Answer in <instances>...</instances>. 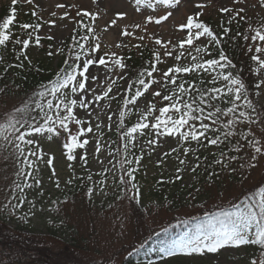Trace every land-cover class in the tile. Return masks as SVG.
<instances>
[{"label": "snow or ice", "instance_id": "snow-or-ice-1", "mask_svg": "<svg viewBox=\"0 0 264 264\" xmlns=\"http://www.w3.org/2000/svg\"><path fill=\"white\" fill-rule=\"evenodd\" d=\"M21 2L31 4L33 0H11V14L0 23V53L7 50L9 44L12 45L14 52L17 50L16 46H20L19 52L15 56L18 63L9 64L8 68L4 70L5 72L13 67L23 68L24 61L31 64L26 50L30 46L33 33L38 32L42 24L56 25V20H43L34 10L32 16L41 22L19 24L21 34L27 32L26 38L21 39V36L16 35L12 30L17 16L16 5ZM146 2L148 0H135L137 5L135 11L141 13L139 6ZM179 2L180 0H163V3L169 5ZM233 2L243 4L244 0H233ZM156 3H161V0H156ZM210 3L211 0L208 4L196 0L194 6L200 11L188 15L186 21L178 25V30L184 31L185 36L171 48L168 47L171 41L162 43L160 38L154 39L155 45L163 47V55L158 50L154 51L153 59L148 62L150 67L139 72L136 78L128 83L123 93L119 88L113 90V85H116L117 81L112 80L107 90L102 94H97V89L90 86L100 82V76L98 73L90 72V66L103 65L107 69V73L117 75L120 80H124L126 77L122 73L127 67L125 58L117 52H105L102 56L97 55L101 50V44L94 27L97 21L96 14L87 10H77V17H88L92 21L91 24H85L82 19L77 20L75 17H71L65 4L57 3L55 5L57 9H65L59 19L67 18L73 21L74 32L77 31L76 26L81 30H86V34L80 37V40L88 41L91 36L96 40V43L86 47L84 43L73 37L75 46L81 51L74 53L71 63L67 59L64 61L68 67L59 70L58 79L51 84V88L38 93L39 100L23 101L20 106L14 105L6 114H0V120H2L0 122V150L6 151L10 146L16 164L15 179L11 184V199L4 207L10 206L12 209H19L27 202L32 208H35L34 201L27 199L26 190L41 187V180L37 175L39 173L38 162H44L46 154L40 147L39 138L44 137L45 134H47L48 141H52L54 137L59 139L62 133L64 134L66 140L62 143V147L66 150L67 160L79 159L87 172L86 177L77 176L72 164H69L72 176L65 183L72 185L74 180H80L83 183L86 179L89 182L87 188L89 198L92 197L97 186H99L100 192L105 191L103 187L106 183L105 174L113 172L118 165V175L114 176L115 186L119 187L120 191L130 199L140 203L142 193L137 173L142 167L141 161L144 158L145 149L151 156L168 137L175 140L176 146L160 154L157 167L164 163L165 157L177 153L179 164L182 166L191 165L190 170L195 173L201 167L199 151L210 146L220 149L219 157L213 161L216 165L228 168L231 162L241 159L237 154L244 149H250L252 154L246 160L247 165L249 168L257 167L259 158L264 156V142H262L264 141V103L259 104L258 108V102H254L251 98L244 80L238 73L234 74L233 70L236 69V64L226 55L222 47L219 49L218 58L206 59V56L211 55L209 49L202 44L195 43L202 37H207L208 44L220 46L231 32V28L222 22L220 25L222 33L218 36L209 26L199 20V16L203 15L202 10L210 6ZM260 5L264 6V0H260ZM148 6L154 7L152 3H148ZM219 11L229 15L228 25L234 21L245 20V16L242 15L246 11L245 7L235 9L220 7ZM50 15L57 17L58 14L56 11H51ZM171 15V11L159 17L147 15L143 24L134 23L130 27L147 32L148 24L161 25L168 21ZM126 16V12L116 13V18L111 19L103 31L107 32L112 26H118V20L124 19ZM29 29L32 31L28 32ZM248 31L251 35L237 32L235 36L229 38L234 40L242 36L244 41H251L247 44V51L252 53L250 59L256 66L251 71L257 77L252 87L255 89L254 95L261 97L264 95V23L255 28L249 25ZM14 35L15 39H13ZM120 35L133 37L135 33L129 31V26H125ZM152 38L149 37V39ZM47 39L55 38L49 35ZM136 39L143 42L145 36H136ZM40 40L41 37L36 35L35 44L37 46H39ZM186 46L188 47L186 48ZM115 47L126 48L128 45L121 40ZM133 47L140 49L142 44H135ZM48 55L52 56L54 53L50 51ZM106 56L111 61L110 66L109 60L105 59ZM164 57H171L176 63L167 67L166 70L158 68V64L165 63ZM182 58L184 63H181ZM81 60L82 65L78 63ZM2 62L3 56L0 55V63ZM107 73H105L106 76ZM154 73H159V78L154 76ZM3 91L0 89V92ZM110 93L111 95H109ZM146 93H150L152 100L146 101L144 107H140L138 101ZM118 96L121 97L122 108L118 110V120L115 121L114 126L119 133L122 149L117 148L115 152L108 151V164H112L113 160H116V164L111 168L103 166L104 161L99 159V153L102 150L101 141L96 139V159L102 165V170L96 175L104 178L94 182L93 173L87 167L89 160L86 146L89 145L91 139L96 138L98 133L100 135L103 133L100 124H96L94 130L85 117L93 116L96 103L103 99L115 101ZM156 98H159L161 104L159 107L154 102ZM133 108L136 109L139 119L134 125L128 127L125 117ZM79 109L84 110L85 117L78 118L77 110ZM107 120L112 121L113 116L108 115ZM73 124L77 128L75 132L70 127ZM243 126H247L248 130L243 131ZM108 127L111 131L112 125ZM256 127L261 129V139L256 138L254 131ZM89 133L93 134L92 137L88 136ZM81 137L84 138L81 139ZM139 138L144 139L141 141ZM193 142L196 145L195 148L192 147ZM221 146L228 150H223ZM136 148H139L140 154L132 151ZM76 149H83L84 152L76 154ZM181 150L185 158L191 153L196 161L195 164L185 158H180ZM233 152L237 154H230ZM213 155L215 156V153ZM47 156L46 164L52 167L54 156L51 154H47ZM118 157L122 158L118 159ZM203 159L207 161L208 158L205 156ZM239 167L243 168L244 163H240ZM231 170L236 171V169ZM183 171H185L184 167L176 169L175 180L182 179L180 173ZM52 177L56 178L55 186L59 189L61 183L54 167H52ZM161 183L164 181H157V184ZM39 195L42 196L43 192L41 191ZM256 195L259 196L258 201L253 199L252 203H246L243 207L234 206L237 209L235 214L224 213L223 215L228 218V221L220 228L213 225L206 230L202 229L195 237L175 242L171 248L166 249L167 254L169 256L177 254L203 255L205 252L216 253L227 245L250 244L259 245L262 249L258 259H253L251 264H264V187H260ZM26 216L27 214L20 218L26 219ZM253 226H255L254 230Z\"/></svg>", "mask_w": 264, "mask_h": 264}, {"label": "rangeland", "instance_id": "rangeland-1", "mask_svg": "<svg viewBox=\"0 0 264 264\" xmlns=\"http://www.w3.org/2000/svg\"><path fill=\"white\" fill-rule=\"evenodd\" d=\"M9 1L11 2V0H0V6L8 4ZM195 2L196 0H180L178 4L173 3L169 5L163 3V0H161V3H156V0H148V2L139 6L141 8V13L135 11V8L137 7L135 0H33V3L31 4L21 2L24 10L23 13L30 12L31 18H33L36 23L41 21L32 16V11L34 10L37 11L38 15L42 17L43 20H56L55 26L42 24L40 30L36 32V35H39L40 37L47 38L51 35L55 38L50 40L51 48L48 51H45L37 45L30 44L29 48L26 50V55L31 63L43 66L44 69L52 68L53 72L58 71L57 66L62 62L64 54L67 51V42L72 36L73 21L67 18L63 20L59 19V16L62 15L65 9H57L55 7L57 3L65 4L71 17H73L74 13H77V10H87L97 15V21L95 22L94 27L97 30L96 35L101 44V50L97 54L98 56L104 55L105 52H117L120 56L134 53L138 56L141 48L137 49L133 47L135 44H142V47L147 45L154 51H160L163 55V47L155 45L154 39L160 38L162 43L171 41V44H168V47L171 48L172 45L177 44L180 39L184 38L185 32L179 31L178 25L185 22L188 15L200 11L194 6ZM199 2L208 4L209 0H199ZM148 3H152L154 7H149ZM220 7H229L233 9L245 7L246 14L257 18L264 23V6L260 5V0H244L243 4H235L233 0H211L210 6H207L202 10L203 15L199 16V19L204 15H210L214 21H220L222 18V13L219 11ZM51 11H56L58 14L57 17H52L50 15ZM168 11L172 12L169 20L161 25H156L154 23L148 24L147 32L130 27L134 23L143 24L144 18L147 15L159 17L166 14ZM119 12H126L127 16L124 19L118 20V26H112L107 32H104L103 28L110 23L111 19L116 18V13ZM125 26H129V31L135 33L133 37H122L120 35ZM140 35L145 36L143 42L136 39V36ZM149 37L153 38L149 39ZM121 40L127 44L128 47L116 48L115 45L120 43ZM80 42L84 43L87 47L89 44L96 43V40L91 37L88 41L80 40ZM195 43L205 46L206 37H202L200 41ZM187 47L188 46H186V48ZM50 51L53 52L54 55L49 56L48 52ZM79 51L81 50L78 47H73L71 49L72 55L67 60L71 63L74 59V53ZM105 59L109 60L110 66L111 61L109 57L106 56ZM82 60L81 62H78L81 63V65ZM164 60L165 63L160 64L163 66V69L176 63L171 57H164ZM181 62H185L183 58ZM90 72L98 73L100 76L99 83L90 85L97 89V94H102L103 91H106L112 80L117 81V84L113 85V90L115 91L119 88L122 93L129 83L126 70L122 73L126 77L124 80H120L117 75L107 73V69H105L103 65L90 66ZM105 73H107V76ZM57 79L58 77H56L55 81ZM109 95H111V93ZM148 100H152L150 93H146L144 97L139 99V106L144 107L145 102ZM258 100L260 104L264 103V95L258 97ZM120 108H122V100L121 97L118 96L115 101L103 99L96 103L95 113L91 118L85 117L84 110H77L78 118L85 117L88 123L93 126L94 130L95 125L100 124L103 133L102 135L98 133L96 138L91 139L89 145L86 146L89 160L87 167L93 173L94 182L104 178L96 175L102 170V165L97 162L95 154L96 139H100L101 141L102 150L99 153V159L104 161L103 166L111 168L112 165L116 164V160H113L112 164H108L109 157L107 156V152H115L116 150L113 147L111 133L116 130L114 124L115 121L118 120V110ZM108 115L113 116L112 121L107 120ZM138 119L139 116L136 113V109L133 108L132 111L126 115L125 123L130 121L135 124ZM109 125H112L111 131H109ZM70 127L73 132L77 130L74 124L70 125ZM92 135L93 134L91 133L88 134L89 137H92ZM46 137L47 134H45L44 137L39 138L40 147L46 154L44 162H38L39 173L37 175L41 180V187L26 190L27 199L34 201L36 205L35 208H32L27 202L21 205L19 209H12L10 206L7 208L4 207V205L11 199V184L15 179L14 173L16 171V164L11 154L12 149L10 146L6 151L0 150V216L10 227L26 225V230L30 233L39 235H47V227L56 226L57 231L55 232V237L71 242L69 235L66 232H63L61 227L63 225H68V223L65 220L62 221L61 218H63V215L55 210V206L64 198L63 196L68 190V185L65 181L72 176V171L69 169L68 165L72 164L76 175L86 177L87 172L79 159L72 162L67 160L65 155L66 150L62 147V143L66 140L63 133L61 138L57 139L54 137L52 141H48ZM83 138L84 137H81V139ZM139 139L142 141L144 138ZM175 146V140L168 137L151 156L147 154V149H145L144 158L141 161L142 167L137 173V180L142 193L140 204L148 207L149 210V214L146 215L145 220L148 226L154 225L169 214L164 213L161 209L153 207L151 204L152 197L147 191L148 187L163 175H168L167 177L172 175L176 176V169L180 167H184L185 171L180 173L182 179H180L179 186L190 185L193 181V174L190 170L191 165H180L179 160L177 159V153L165 157L164 163L157 167V160L160 159V154L169 151ZM192 147L195 148L193 144ZM212 151L215 150L213 149ZM83 152V149H76V154H82ZM47 154L54 156L52 167L55 168L57 177L61 183L59 189L55 186L56 178L52 177V167H49L46 164L48 158ZM180 158H185L182 155V150ZM185 159L191 161L192 164L195 160L191 153ZM115 175H118V165L113 172L105 174L106 183L103 186L105 191L100 192L99 186H97L94 191L93 199L98 204L103 205V210L97 212L95 219L89 222L88 227L85 224L81 226V234L83 236H88L90 234L87 243H85L89 251L93 253L96 250L102 256L110 257V255H112L111 258L108 259L109 262H107V264H121V259L117 256V252L119 251L120 257H123V254L126 251L124 246L129 245L136 237H138L137 235L133 236L134 228H132V222L130 220L133 216L132 214H128L126 204H112L110 197L114 196L118 199V196L121 194L120 188L115 186ZM41 191L43 192L42 196L39 195ZM72 204L75 205L73 201ZM109 207L111 208L109 209ZM107 209L109 211H105ZM25 214H27L26 219H21L20 217L25 216ZM181 240L182 238L177 242ZM247 246L248 244L240 246L227 245L216 253L205 252L203 255L193 254L191 256L183 254L169 256L166 254L164 257L163 255H160L156 245H150L143 253L145 261L142 264H251ZM95 257L99 258L97 256Z\"/></svg>", "mask_w": 264, "mask_h": 264}, {"label": "trees", "instance_id": "trees-1", "mask_svg": "<svg viewBox=\"0 0 264 264\" xmlns=\"http://www.w3.org/2000/svg\"><path fill=\"white\" fill-rule=\"evenodd\" d=\"M10 14L11 9L1 8L0 23ZM244 16L245 20L234 21L231 25L227 24L229 15L225 13H223L220 23L213 22L210 16L204 17L201 22L209 26L218 36L222 33L220 27L222 22L231 28L229 37L235 36L237 32L251 35L248 31L249 25L255 28L259 27L260 23L249 16ZM229 37H226L220 46L207 43L206 47L211 55L205 58H218L219 49L222 47L226 55L236 64V69L233 70L234 74L238 73L241 76L248 86L251 98L257 102L254 95L255 89L252 87L255 83L254 74L251 71L256 65L250 59L252 53L247 51V44L251 41H244L242 36L234 40ZM8 47L9 49L6 50L8 56L5 61L0 63V89L4 90L0 92V114H6L14 105L20 106L23 101L39 100L38 93L50 89L53 82L52 71L36 69L25 62L23 68L13 67L5 72L4 70L8 68L9 64H15V56L18 54V50L13 51L11 44ZM152 54V50L145 48L138 58L131 55L124 56L131 80H134L144 68L150 67L148 62L153 59ZM128 57L130 59H127ZM155 76L158 78L157 74ZM154 102L157 103V107L161 106L159 98H156ZM257 106L259 108V105ZM33 114L35 115V113ZM126 125L132 126L131 123ZM242 130L247 131V126H243ZM254 131L256 138L261 139V129L256 127ZM112 137L115 146L122 149L119 133L115 132ZM214 147L216 148V146ZM209 148L204 149L203 153H198L201 157V167L194 173L195 180L190 186L180 187L179 180L172 177L174 182L167 181V183L161 184L156 182L155 185L148 187L147 191L152 197L153 207L161 209L166 214L169 213L156 222L155 227L146 224V215L149 214L148 207L136 203L123 192L119 199L112 197L113 204H126L128 214L133 216L130 218L132 228L135 229H133V236L137 235L138 237L129 245L124 246L127 252L133 253L138 245L147 243L150 238L158 243L161 251H164L179 231L189 228L193 235H197L202 229L206 230L213 225L220 228L228 221V218L223 215L224 213L235 214L237 209L234 206L243 207L246 203H252L253 199L259 200L256 193L260 187H264V156L259 158L257 167L249 168L246 160L251 156V150L244 149L239 154L233 152L230 154L240 155L241 159L231 162L228 168H223L222 165L213 163L214 159L219 157L220 149H217L214 156L213 153L208 152ZM221 148L225 151L228 150L224 146ZM133 152L140 154L138 151ZM205 156L208 158L207 161L203 159ZM240 163H244L243 168L239 167ZM231 169H236V171ZM88 187L89 182L86 179L83 183L80 180H74L65 196L66 199H70L71 203L72 201L75 203L74 206L65 202L70 205L71 213L61 212L62 221L65 220L68 223L61 227L63 232L69 235L71 242L55 237L56 226L47 227L46 234L48 235H39L30 233L26 230L27 226L24 225L10 227L0 216V264H107L112 255L110 257L102 256L96 250L93 253L89 251L85 243H87L90 234L88 236L81 234V226L85 224L88 227L89 222L94 220L97 212L102 209L92 199L86 197ZM161 226L169 230L155 232ZM260 252L258 249L253 252L254 259H258ZM117 255H119V251ZM142 261L141 258L135 259L134 264H140ZM121 264L130 263L124 259L121 260Z\"/></svg>", "mask_w": 264, "mask_h": 264}]
</instances>
